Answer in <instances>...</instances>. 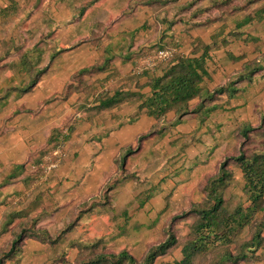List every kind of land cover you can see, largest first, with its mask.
<instances>
[{"label": "trees", "instance_id": "1", "mask_svg": "<svg viewBox=\"0 0 264 264\" xmlns=\"http://www.w3.org/2000/svg\"><path fill=\"white\" fill-rule=\"evenodd\" d=\"M7 1L9 4L6 7L0 6V17L4 19L5 23L9 22L6 18L9 17L10 13H13L14 17L22 14L30 16L31 12L26 11L28 5L32 4V8L37 7L42 0H25L23 3L17 0ZM74 1L58 0L67 8L72 9L73 12L76 11ZM99 1L101 0H89L87 6L80 10V16H84L85 12ZM173 1L155 0L151 3L164 6ZM263 1L249 0L246 4L245 7L249 6V23L264 18V6L253 15L250 14L251 8ZM216 4L220 10H224L231 8L233 3L231 0H217ZM241 9L243 8L234 6L231 12ZM80 16L78 12L75 19ZM15 19L13 18V20ZM215 20L216 18L203 23H195V25L205 26ZM93 23L92 32L100 25L97 21H93ZM42 24H45L48 32H56L52 17L46 16L42 20ZM67 24L69 22H66ZM136 30L131 32L136 34ZM134 37L135 35L131 34V38ZM163 39L165 37H162ZM129 44V49H132L134 42L130 41ZM112 47L115 50H107L106 52L109 54L108 59L102 60L101 64L95 63L80 69L71 76L60 95L53 96L46 102L47 104L55 101L65 102L75 94H83L81 97L83 101L81 100L78 109L85 114L96 116L108 112L115 113L121 111L124 106H135L138 111L137 117L145 113L157 121V126L153 130L139 137L136 149L130 147L125 151L118 165L120 173H117L112 184H109V188L106 190L109 192L116 189L117 185L138 179L139 170H131L127 165V159L138 151L143 141L155 135L159 139L163 138L190 117H196L199 124L205 126L216 110L223 109L221 100L224 96H227L229 100L240 97L248 88L244 83L248 82L250 88L255 84L257 78L263 80L264 83L263 55L261 60L249 64V68L245 72L238 74L235 79L226 84L215 88H211L209 84L205 86L211 78L208 62L212 46L200 43L193 48L190 54L176 53L171 61L157 64L140 75H131L124 80L126 83H109L118 72L114 62L118 60L116 52L119 50V45L114 46L113 44ZM158 47L173 50L178 45L174 44L173 47L161 45ZM72 48L74 46L55 48L51 54L55 52L56 55H59ZM122 49L120 51H123ZM22 56L21 67L24 74L28 75V82L24 80L21 85L24 86L27 83V86L22 87L20 85L17 89L11 88L4 92L0 91L1 107L6 103L8 104V99L15 91H19L20 96L30 93L38 85L47 70V68H41L40 60L32 63L31 58H29L30 53L26 52ZM41 56L39 54V57ZM133 57L131 53L128 58L124 59L123 63L131 61ZM51 58L53 59L54 56L52 55ZM87 76L93 77L88 79V84L85 82ZM143 77L147 80L140 84V79ZM84 84L86 85L84 86ZM171 112L175 113L173 121L167 120V115ZM260 119V123L256 126L249 122L240 124L235 135L238 144L235 154L221 157L222 153L219 149L211 151V160L207 164L217 165V172L211 176L207 174L200 181L199 186L194 190L196 197H192L194 200L188 209L178 212L172 203L171 196L173 194H170L165 198L167 206L163 212L159 214L155 222L149 223L147 226L143 224L133 225L136 212L131 211L132 213H130L125 210L119 215L123 223H116L109 229L113 236L106 234L88 243L85 240H70L69 244L66 245V236L79 228L85 214L99 213L101 217H104V214L112 215V219L116 220V213L119 212H117L116 206L108 203V197L111 194L105 192L86 208L76 209L80 211L78 216L73 221H67L66 228L64 227L54 236L51 229L54 227L55 230H59L57 227L61 223H54L52 228H43L39 225L43 216H49L58 210L57 208L50 210L53 205H46L44 203L46 200H43L44 192L52 193L47 184L49 182L40 185L36 190L32 189L30 193H33L34 201L28 207L23 206L22 209L6 211L8 213L5 214L4 223L1 225L0 237L8 233L12 227L14 237L7 250L0 253V264L8 262L18 264L22 258L24 242L27 240L40 241L42 245L45 244L51 248L54 253L50 259H54L56 264H156L159 258L168 255L178 247V238L174 232V226L178 220L186 218H194L195 220L191 225L186 241L181 246L182 258L175 260L174 263L166 264H239L246 261H249V264H264V113ZM68 129L71 131L68 136L61 135L59 129L54 130L49 137L47 147L39 152L40 159L38 162L34 164L28 174L24 169L22 172V175L25 174L23 181L27 186L33 185L41 178L43 158L50 151L60 148L61 141L69 139L74 128L70 126ZM232 166L238 168L242 177V196L237 195L232 189ZM6 173L0 179V190L13 183V177L7 176ZM150 184L145 191L134 199L138 202V209H141L161 191L162 184ZM26 196L27 194L24 195V192L6 194L4 191H0V212H2L4 205L16 203L18 198L24 199ZM49 196L50 194H48ZM198 196H201L200 200L196 199ZM2 198L4 199L2 200ZM49 200L51 199L49 198ZM133 204L134 202L131 203V208ZM33 212L38 213V215L33 216ZM22 219L29 220L25 222ZM162 220L163 222L160 224ZM27 224L30 226L28 227ZM143 230H153V233L150 237L151 240L146 242L147 247L143 253V258L139 260L134 254V247L140 244L139 242H131V239L134 235L140 236ZM247 230L249 233L244 236ZM122 241L125 244L124 248L117 247ZM67 248L78 250L77 259L74 262H69Z\"/></svg>", "mask_w": 264, "mask_h": 264}, {"label": "crops", "instance_id": "2", "mask_svg": "<svg viewBox=\"0 0 264 264\" xmlns=\"http://www.w3.org/2000/svg\"><path fill=\"white\" fill-rule=\"evenodd\" d=\"M152 1L155 0H101L93 5L86 12L85 18L87 17L92 21L97 20L98 22L110 21L109 28L112 26L115 29L109 33L108 38L110 41L104 49L99 51L96 47L94 49L90 48L88 53L85 54L90 56L91 60L83 65H79L77 62L78 55L75 48L59 55H56L55 52L54 54L50 53L48 60L41 66L42 69L47 68V70L41 77L38 88L34 93H27L19 98L20 92L15 91L8 99V104L6 103L2 107L0 105V113L7 116L6 112L9 111L8 109H10L15 99H19L24 107H20L13 112L10 109L9 116L22 114L20 117H24L26 115L23 114L24 110L45 105L47 100L63 92L73 74L95 63L101 64V62H95V60L98 61L100 56H104L103 60L108 59L109 54L106 52L107 50H115L112 47L113 44L114 46L119 45V50L116 52L118 60L114 62L118 72L109 83L119 82L121 84L126 83L124 80L131 75H140L147 70L138 73L137 68L142 58L151 55L148 51L151 49V52H153L152 49L156 46L167 45L173 47L174 44H177L178 47H174V50L180 54H190L198 43L212 46L208 62L211 78L205 84V86L209 84L211 88L222 86L235 79L238 74L249 68V64L261 60L264 55V18L251 23L248 22L249 6H245L249 0H231L233 4L231 8H225L226 10H220L216 4L217 0H174L164 6L152 4ZM0 3L3 7L9 4L7 0H0ZM121 4H123V7L120 9L114 7ZM234 6L243 9L231 12ZM263 6L264 1L254 5L250 14L253 15ZM64 7L67 8L65 4ZM131 7L135 10V14L132 13V9L125 12L127 8ZM67 9L69 15L64 16V20L63 18L58 20L56 17L55 20L60 22L75 19L78 12ZM148 9L153 13L149 12V15L142 16L146 11H149ZM127 14L132 15V17L135 15V19L142 20L140 22L142 24H135L129 29V26L126 25ZM214 18L216 20L208 25H195V23H203ZM2 22H0V31H6L7 27L1 26ZM143 26L145 30H140L134 38L130 39L134 42V47L129 49L130 44H126L123 38L126 37V31ZM54 29L56 30V27ZM119 36L122 37L120 41L118 40ZM162 37H165V39L162 40ZM121 48H123V51H120ZM131 53L134 56L133 59L123 63L124 59L128 58ZM52 55L54 56L53 59L51 58ZM58 58H60L59 65L62 63L59 68L53 66V62ZM72 64L74 65L72 66ZM21 66L22 64H20ZM72 68L73 71H71ZM21 71V75H23V68ZM1 79L6 84L5 79ZM146 80L145 77L141 78L140 84L145 83ZM17 81L21 85L24 83V78L21 77ZM257 83L260 84L256 86ZM248 84V82L244 83L248 88L240 97L229 100L227 96H224L221 100L223 109L216 110L205 126H201L196 117H190L163 138L159 139L155 135L143 141L138 151L128 157V167L131 170H139L140 173L146 175L147 180L157 181L156 184H158L168 180L169 175L175 170L171 169L173 161L177 162V168L186 164L191 165L190 167L207 166L208 161L211 160V151L216 149L221 151L222 146L231 139V134L237 124L248 122L249 114L251 115L252 110H257L258 106L255 105V102L258 100L255 97L263 88V80L257 78L255 84L250 88ZM254 86L257 87L256 90L253 89ZM68 103L55 101L48 104V106L45 105L41 109L40 115L37 116V118L41 117L40 121L36 117L26 119L28 120L26 121V127L28 128H23V124L17 128L15 122L14 129H20L17 133L27 131L30 134V139L27 141L23 139L21 145L13 143L11 148L7 149V154L0 156V179L7 170L9 171L6 175L13 177V183L9 185L11 190L4 191L6 194L24 192L25 195L28 191H32L34 185L27 186L24 183L25 174L22 175V172L25 169L26 174H28L34 164L38 162V160H33L35 148L41 151L47 147L50 135L54 130L59 129V125L55 124V121L60 116H63V118L64 116H70L68 120H73L70 125H75V128L65 143L66 158L50 176L47 184L50 190L54 191L59 187H61V191L70 189L67 193L75 194L77 198L81 196L86 199L98 195L104 183L103 181L106 179L109 182L117 175L118 165L125 151L130 147L136 149L139 137L157 126V121L145 113L137 117L138 111L135 106H124L121 111L115 113L108 112L92 116L78 111H69L70 106ZM23 117H21L22 120ZM174 119V112L167 115V120L173 121ZM42 132L45 133V138H42L43 140L39 144L31 141L33 135ZM200 136L203 137L200 144L202 148L197 149V145H192V142L194 137L199 138ZM186 146L187 148L183 152V148ZM173 155H176V157L171 160ZM142 165L144 166L142 167ZM139 167L142 168L139 169ZM188 169L190 168L188 167ZM102 175L107 176L103 179L100 178ZM181 179H184V176ZM173 191V188L167 191L165 184H162L160 193L141 209H138V206L131 209L130 201L128 208L136 212L133 225L143 224L147 226L149 223L155 222L167 206L165 198L173 194ZM116 209L118 212L117 206ZM125 210H121V212ZM139 213L145 215L144 221L138 218ZM151 214L154 215L151 216ZM102 218L107 222L106 218Z\"/></svg>", "mask_w": 264, "mask_h": 264}, {"label": "rangeland", "instance_id": "3", "mask_svg": "<svg viewBox=\"0 0 264 264\" xmlns=\"http://www.w3.org/2000/svg\"><path fill=\"white\" fill-rule=\"evenodd\" d=\"M18 1H25V0H18ZM33 2V1H32ZM76 5V11L79 12L80 16V10L87 6L89 0H75ZM58 0H42L41 4L37 5V7L32 8V4L28 5L26 8L28 12H31L30 16H27L26 14H22L18 17H14L13 13L9 14L8 20L9 22L3 21V18L0 17V22H2L1 26L6 28V31L1 30L0 31V91L9 90L11 88H18L20 84H18L17 79L19 80L21 77L24 78V80H27L28 82V75L23 74L21 75L22 67H20V64L23 59V54L28 52L30 53L29 58H31L32 63H35L36 61L40 60V63L43 65L47 60L48 57L55 48H65L67 46L71 47L74 46L75 52L78 55L77 62L79 65H83L85 62L88 63L91 60V57L86 55L85 53H88L89 49H94L95 47L100 50H103L104 47L109 43L110 39L108 38V35L110 32H113V27L111 26L109 28V25L111 24L110 21H99L100 25L97 26V29L92 32V26L94 25L92 20H89L85 18L84 16H80L77 19H73L72 21H57L55 20V17L59 20L63 18L64 16H68L69 11L66 7H64V4H59ZM0 6L1 3H0ZM117 8H122L123 4L120 6H114ZM90 9V8H89ZM88 9V10H89ZM132 13H136L133 7L127 8L125 12L131 11ZM87 10V11H88ZM149 10V9H148ZM27 12V13H28ZM151 12L146 11L142 16L149 15ZM156 13V12H154ZM133 14V15H134ZM52 17L53 23L56 27V32L50 33L48 32V28L45 27V24H42V20L46 17ZM13 18H16L13 20ZM64 20V18H63ZM97 21V20H96ZM66 22H69V24L66 25ZM98 22V21H97ZM142 22V20L138 21L135 19V15L132 17V15L127 14L126 19V25L129 26V29L135 25ZM142 24V23H140ZM126 26V28H127ZM60 28V30H59ZM55 30V29H54ZM140 30H145V28H139L136 30L137 33H139ZM61 31V32H60ZM132 30H128L125 33L126 37L124 38V42L126 44L130 43L131 34L135 35L134 32H131ZM122 36V35H121ZM121 36L118 37V40H121ZM3 38V39H2ZM2 39V40H1ZM155 48V47H154ZM152 49L153 52H150L151 54L161 50L160 48ZM174 50V49H173ZM175 51V50H174ZM39 54L42 56L39 57ZM87 56V57H85ZM85 57V58H84ZM84 58V59H83ZM104 56H100L98 61L95 60V62H102ZM136 59V58H135ZM60 58L56 59L53 63L55 67L58 66L61 67L62 63L59 65ZM74 64H72L73 66ZM71 66V67H72ZM10 67V68H9ZM74 69L72 68L71 71ZM1 78H4L6 84L2 81ZM15 78V79H14ZM87 80H85L86 84L88 79H92L93 77L87 76ZM9 82V83H8ZM8 83V84H7ZM27 83L21 85L22 87H26ZM84 84V86L86 85ZM260 83H257L256 86H258ZM38 86V85H37ZM35 87L30 94H33L34 91L38 88ZM254 86L253 89L256 90L257 87ZM263 88L259 94L255 98H257L258 101L255 102V105L258 106L256 108L257 110H252L251 115L249 114V123L256 126L261 121V115L264 113V84L262 85ZM14 90V89H12ZM75 94L71 96L67 101L69 102L70 108H68L69 111H78L83 113L81 110H79V105L83 101L81 98L83 94ZM3 96V95H2ZM22 97L25 95H21ZM20 94L18 95L19 98H21ZM82 100V101H81ZM8 102V101H7ZM32 105V103H30ZM52 104V103H51ZM48 106V104H45ZM45 105H40L35 109H26L24 110L23 114H26L23 117V120L21 119L20 114L19 116H9L11 111H15L16 109H19L20 107H24L23 103H20L19 99H15V101L12 102V106L9 111L6 112L8 114L7 116L0 113V156L7 154V149L11 148V145L13 143L20 144L21 141L24 139L25 141L30 139V134L23 131V133H17L20 129H14L15 125L20 127V125H24L23 128L26 127V119H32L37 118L38 115L41 113V109ZM71 109V110H70ZM1 111V110H0ZM67 111V110H66ZM2 114V115H1ZM70 117V116H69ZM67 116H60L56 119L55 124H58V128L60 131V134L63 136H68L71 131H69V127L71 126L70 123L73 121L72 119H69ZM41 117H38L37 120L40 121ZM16 122V124H15ZM243 122H240L237 124L236 128L231 134V139L228 140V142L222 146L221 149V157H224L228 154H235L236 153V146L237 139H236V130L240 126V124ZM73 128H75V125H72ZM28 128V127H26ZM74 131V129H73ZM21 138V139H20ZM45 138V133H38L33 135L32 140L36 144H39L43 139ZM203 137H194L192 145H197L198 148H202L200 145L202 143ZM18 140H20L18 142ZM17 142V143H16ZM65 143L66 141H61V147L63 156L61 159V162L59 166L49 172V174H46V167L50 160L48 158L51 156L53 151H50L42 160V169L43 174L41 178L34 183L33 190H36L40 185H43L48 182V179L53 174L55 170H57L63 160L66 158V151H65ZM42 146V145H41ZM185 148H183V152H185ZM45 149V148H44ZM35 156L33 160H39L40 159V149L37 150L35 148ZM176 157V155H173L171 157V160H173ZM177 162L173 161V165L171 166V169H175L172 174L169 175L168 180L160 182L162 184H165V187H167V191L171 190L173 188V196H171L172 203L174 207L180 211H184L190 207L192 204L194 198L196 197L194 194V190L199 186L200 181L207 176V174L214 175L217 172V165L214 166V164L210 165H200V166H193L190 167L189 165H185L183 167L177 168ZM188 167L190 169H188ZM233 171V178H232V189L237 195L242 196V177L239 173V170L237 167L232 166ZM32 169V168H31ZM119 172V171H118ZM120 173V172H119ZM139 177L138 179H133L131 181H128L122 185H117L116 189H113L112 191H106L109 188V184H112L113 180L112 178L109 182L105 179L107 175H102L100 178L105 179L103 182L102 187L100 188L97 196H92L89 198H83L79 196L78 198L74 195H71L70 193H67L68 191H61V187L56 188V190H50L52 193L48 197V194L44 192V203L46 205H53L50 210H53L54 208H57L58 210L54 211L49 216H43L42 219L39 221V225L43 228L50 227L52 228L54 226V223H61L57 228L59 230H55L56 228H52V234L56 236L61 230L66 228L68 222L67 221H73L74 218H76L79 214V210L81 207L86 208L91 203H93L97 198L100 197V195H103V193H110L109 195V204H113L114 206H117L118 208V214L116 213V220L112 219V215H106L104 214V219L106 218L107 222L103 220V218L100 216L99 213H92V214H85L83 217L81 225L78 229L75 231H72L66 236V245L69 244L70 240H85L87 243L93 241L95 238H98L100 236H105L107 233L110 234V236H113L112 231H108V228L110 229L111 226H115L116 223L122 224L123 221L119 217L121 214V210H125L129 206V202L134 204L132 205V208H137L138 202L134 201V198H137L139 194L146 190L150 183L156 184L157 181H150L147 180L146 175H144L142 172H138ZM183 174V175H182ZM184 176V179H181ZM117 178V177H116ZM107 181V182H106ZM44 189V186H42ZM50 188V187H49ZM46 189V188H45ZM11 190L10 186L6 187V189L0 190L1 192ZM201 196H198L196 198L197 200H200ZM49 198L51 200H49ZM4 198H2L3 200ZM34 201V195L33 193H30V191L27 192V196L24 199L18 198L16 203H9L8 205H4L2 207V212H0V228L1 225L4 223L5 220V214L8 213L6 211L13 209H22V207H28L32 202ZM23 203V204H22ZM131 208V209H132ZM148 208V206H147ZM77 209V210H76ZM4 210V211H3ZM127 212H131V210L128 208ZM2 214V215H1ZM33 216H37L38 213L33 212ZM138 215V214H137ZM154 214H151L153 216ZM123 218V217H122ZM138 218L141 219V221L145 220V215L143 213H139ZM23 221L27 222L29 219H22ZM21 220V221H22ZM194 218H186L178 220L174 226V232L176 234V237L178 238V247L172 250L168 255L159 258L156 261V264H166V263H174L175 260H180L182 258L181 254V246L186 241V237L190 232L191 225L194 223ZM29 222V221H28ZM99 222V224H98ZM163 220L160 224H162ZM29 227L30 224H27ZM153 233V230H143V232L140 234V236L134 235L131 239V242H139L140 245L135 246L134 254L137 258L142 259L143 253L145 251V248L147 247L146 242H149L151 240V235ZM249 233V230H247L244 233V236H246ZM14 237V230L13 227L6 233L5 235L0 237V253L4 250H7V248L10 246L11 241ZM122 241L117 246L119 248H124L125 244ZM62 244L63 246L65 245ZM24 247L22 248V258L18 262V264H56L54 259H50V256L54 253V251L49 248L47 245L37 242L36 240H27V242H24ZM136 244V243H135ZM137 245V244H136ZM68 249V248H67ZM68 255L67 258H69V262H74L77 259L78 256V250L77 249H68L67 250ZM6 264H15L14 262H8ZM239 264H249V261L246 262H240Z\"/></svg>", "mask_w": 264, "mask_h": 264}, {"label": "built area", "instance_id": "4", "mask_svg": "<svg viewBox=\"0 0 264 264\" xmlns=\"http://www.w3.org/2000/svg\"><path fill=\"white\" fill-rule=\"evenodd\" d=\"M176 52L172 49H161L153 54L142 58L141 62L139 63V66L137 68L138 73H142L145 69H148L150 67H153L157 64H162L171 61ZM63 153L60 148L54 150L51 154V156L48 158L50 160L46 167V174H49L52 170L56 169L62 159Z\"/></svg>", "mask_w": 264, "mask_h": 264}]
</instances>
